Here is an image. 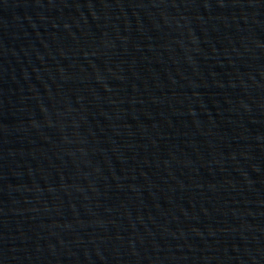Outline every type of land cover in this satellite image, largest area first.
I'll return each mask as SVG.
<instances>
[{
	"label": "water",
	"instance_id": "1",
	"mask_svg": "<svg viewBox=\"0 0 264 264\" xmlns=\"http://www.w3.org/2000/svg\"><path fill=\"white\" fill-rule=\"evenodd\" d=\"M0 264H264V0H0Z\"/></svg>",
	"mask_w": 264,
	"mask_h": 264
}]
</instances>
